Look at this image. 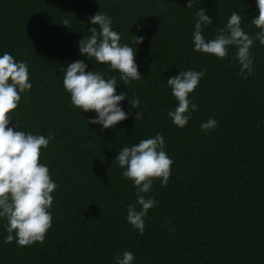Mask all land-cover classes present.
Here are the masks:
<instances>
[{
    "label": "trees",
    "instance_id": "16d2710c",
    "mask_svg": "<svg viewBox=\"0 0 264 264\" xmlns=\"http://www.w3.org/2000/svg\"><path fill=\"white\" fill-rule=\"evenodd\" d=\"M188 2L0 0V56L7 52L25 62L32 85L10 113L9 127L52 135L39 162L58 185L43 244L5 243L8 221L0 218V264H116L125 251L134 254L132 264H264V45L254 40L253 74L245 70L244 79L235 46L218 59L194 51L193 43L200 8L213 20L202 26L206 41L226 29L233 12L255 37L260 30L251 20L259 10L256 0H191V8ZM97 12L112 18L121 45L135 51L140 80L126 86L117 70L80 53L89 29L99 31L89 20ZM134 37L144 39L137 44ZM77 60L105 79L116 76L117 94L127 95L121 107L131 113L128 119L102 130L88 123L94 111L72 105L63 76ZM188 70L205 75L189 94L198 110L181 129L168 115L178 101L167 80ZM135 98L137 109L129 104ZM136 112L141 119L135 120ZM210 118L218 125L205 134L201 124ZM157 133L174 163L166 186L154 179L152 190L142 193L157 204L141 235L127 221L129 204L141 210L137 188L115 159L124 147Z\"/></svg>",
    "mask_w": 264,
    "mask_h": 264
},
{
    "label": "clouds",
    "instance_id": "9594fccd",
    "mask_svg": "<svg viewBox=\"0 0 264 264\" xmlns=\"http://www.w3.org/2000/svg\"><path fill=\"white\" fill-rule=\"evenodd\" d=\"M259 10L258 17L251 20L258 31L251 37L242 29V17L233 12L228 19L226 29H220L214 39L207 40L202 35V26L212 25L213 20L200 8L196 12L195 31L193 32L194 51L213 54L218 59L228 56L229 46H235L236 59L240 65V75L247 79L253 74V57L250 52L254 40L264 45V0H256ZM187 7L191 8L189 0ZM91 24L98 25L89 29L91 35L79 41V51L88 59L94 58L98 64L107 65L120 73L124 85L130 81L142 78L135 62V51L128 45H121V36L112 30V18L101 12L89 17ZM68 20H64L67 26ZM137 44L144 37H134ZM88 65L77 60L68 65L63 76V86L70 93L71 103L84 112L94 111L96 117L89 119L90 124H99L103 129L115 127L119 122L129 118L121 102L127 98L125 92H116L117 78L111 76L105 79L104 74L86 71ZM64 71V69H61ZM247 70V76L244 75ZM205 71H180L179 75L168 78L167 85L172 95L178 101L174 111H169L173 123L184 128L191 119L192 113L198 110V105L192 103L189 94L198 86ZM29 69L25 62H17L12 55L5 52L0 56V218H6L8 232L5 243L14 239L20 247L32 246L36 242L44 243L48 230L52 227V214L49 211L53 205L52 193L58 185L51 179L49 168L39 162L41 148L46 149L51 140L43 135H33L23 131H14L9 124L10 113L18 107L21 94L29 91ZM131 108L140 106L139 98L130 99ZM141 112H136L135 120L142 118ZM218 125L215 119H209L201 124L205 134ZM16 127V125H15ZM164 137L157 133L154 138L141 140L131 147H124L116 157L119 166L125 169L122 176L134 182L137 188L136 203L141 206L137 211L135 204L127 206V221L142 235L145 230V217L149 209L156 206L154 198H145L142 193L152 190L154 179H161L166 186L174 163L165 152ZM174 231V229H170ZM15 234V236L13 235ZM134 254L125 251L116 258V264H132Z\"/></svg>",
    "mask_w": 264,
    "mask_h": 264
}]
</instances>
